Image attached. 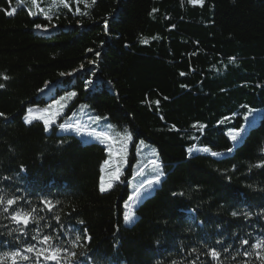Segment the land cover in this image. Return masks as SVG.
<instances>
[{"label":"trees","instance_id":"obj_1","mask_svg":"<svg viewBox=\"0 0 264 264\" xmlns=\"http://www.w3.org/2000/svg\"><path fill=\"white\" fill-rule=\"evenodd\" d=\"M67 4L0 0V112L8 117H0V264H11L3 255L15 250L29 257L18 264H57L46 252H24L29 245L47 248L32 239L43 235L77 254L62 252L59 264H262L255 253L264 256V249L252 245L264 240V0ZM12 8L16 12L6 15ZM34 24H47L48 31ZM54 89L49 96L46 90ZM68 91L77 97L59 109L49 131L39 119L24 123L27 108ZM81 105L113 123L109 136H133L120 180L103 193V161L109 157L107 171L115 169L108 146L58 128L74 124ZM248 108L261 112L237 144L227 132L243 126ZM141 142L155 149L139 171L155 160L165 175L131 208L135 223L124 225ZM203 147L209 152L197 151ZM17 197L5 212L6 200ZM18 209L34 220L27 226L12 221ZM76 235L81 240L73 246ZM244 239L249 244L242 246ZM210 248L220 257L211 258Z\"/></svg>","mask_w":264,"mask_h":264},{"label":"snow or ice","instance_id":"obj_2","mask_svg":"<svg viewBox=\"0 0 264 264\" xmlns=\"http://www.w3.org/2000/svg\"><path fill=\"white\" fill-rule=\"evenodd\" d=\"M35 2V0H34ZM60 3L65 4V6H68L67 4V0H59ZM95 2V0H93V3ZM189 4L192 5H201L203 6L205 3V0H188ZM0 11H5L3 9H0ZM42 11V9H41ZM16 12L15 8H12L9 11H6L5 14L8 16H12L14 13ZM31 15H36V13H30ZM47 19H51V17H46ZM105 27L107 28V21H105ZM34 28L37 30H43V31H48V25H41V24H34ZM143 43H147V41H142ZM88 51H92L91 49H89ZM96 56H99L100 53L96 52L95 53ZM89 63H95V61H90ZM81 68H83V65H81ZM61 76H65V75H71V73H60ZM181 75H184V73H181ZM4 80H7L8 77L4 76L3 77ZM93 84V81L91 79L87 80L85 82V87L87 88L88 85ZM5 84L0 83V89L4 88ZM41 92H43L44 90L41 89ZM77 97V92L76 91H68L65 95L60 96L59 99H55L53 98V103L49 104L48 107L44 108V109H36L37 111H43V112H48L50 108H57V106H59L57 108V111L52 113V116L48 117V116H41V117H37L35 115H33L34 109L32 107H29L26 109V113L23 116V120L25 124H32L34 121H36L37 119L42 120V123L44 125V129L45 131H49L53 125L56 123V117L60 115V108L66 107L64 104H62V101L65 100H71L72 98ZM157 103H159V101H157ZM255 109L252 108H248L247 110V114L244 115L243 119L245 121H248L249 118L251 116L254 115L255 113ZM0 117H3L4 119H7L8 117L6 116L5 113L0 112ZM229 117H225V120H229ZM101 120H107L106 117H101L99 115L95 116L94 121L95 122H99ZM205 126L201 125V129L204 128ZM60 131H64V132H68V131H72L74 132L77 136H84L87 135L89 137H93L96 140H99L101 144H104L105 141H110L112 138L108 135L107 132H98L96 131L95 128H93L91 131L85 132V128L83 126H81L79 124V122H77L76 124L73 123H60L58 126ZM243 131H246L245 128L241 127L239 129H235V130H229L227 135L230 137V139L234 142H236L237 144L239 143L238 137H240L242 139L241 133ZM124 141H130L133 139V136L131 133H125L124 136ZM61 143H64V141H61ZM189 152L192 151V148L188 149ZM197 151H203L205 153L209 152V148L208 147H204L202 149H197ZM233 149L229 148L228 152H232ZM107 152L109 154V156H112V145L109 144L107 147ZM221 155V153L217 152V151H212L211 152V156L213 157H217ZM104 165L108 166L110 164V160L109 159H105L104 160ZM152 164L156 165L157 169H159L160 165L157 164V161L153 160ZM21 170L23 171L24 168L23 166H21ZM165 175V173L163 171H158L157 174L154 176L153 179H149L147 181V185H145L143 182H141L139 188H137L135 190V195H129L127 201L124 204V208L127 209L126 211L123 212V222L125 224H134L136 221V217L134 216L133 212L131 211V208L133 206H137L139 204H142L145 200V197H149L151 196L152 191L154 190V187L156 184H158L161 181V178ZM7 179V178H6ZM120 180V167L117 166L115 168V170L110 174L109 176V180L107 183H105V179L103 176L100 177V183H99V191L101 193L105 192L106 190H111L113 188V183L112 181H119ZM141 189H144V191H141ZM172 195H177V193H172ZM182 195V194H181ZM19 198H9L6 200V207H4V211L8 212L9 208L11 206H13L14 204L17 203V200ZM129 202H134L133 204H130ZM5 203V197L3 195H0V204H4ZM43 203L48 204L49 209H51L52 205L50 204V202L48 201H44ZM35 210H33L34 212ZM231 215L233 217H236L238 215L237 212H232ZM244 215L246 217L251 216V213H244ZM11 220L16 222L17 224H23L25 226H27L31 221L34 220V216L30 215L28 212H25L23 210H16L13 211L11 214ZM57 222H59L60 217L57 216L56 217ZM80 223H83V221H80ZM63 228V225L61 226ZM18 231L23 232V229H17ZM39 231V230H38ZM84 237L85 239L90 240L91 237H89L87 235V229L84 230ZM59 236H56L55 240H59ZM33 240H37L38 244H47L48 247L45 249H37L36 245H29L26 249H24V252L26 253H33L34 251H36L39 254H43L44 252L47 253V255L44 257L46 260H52V261H56L57 264H59L60 261V256L61 253H65V254H69L68 253V249L67 248H61L59 246H56L55 241L53 240V237L51 235H43V237L41 239H38L37 236H33L32 237ZM81 240V236L80 235H76L74 240L72 241L73 246H76L79 244ZM217 244L222 243L221 241H217ZM249 241L247 239H244L241 241V245H248ZM253 249L255 250H261L264 249V240H257L253 245H252ZM196 249H193V252H195ZM224 251L227 252L228 248H224ZM211 258L213 259H217L220 257L221 253L216 249V248H210L209 249V253ZM253 253L251 252H244L245 256H249L252 255ZM257 255V257L259 259H261L262 264H264V256L261 255V253L259 251H257L255 253ZM71 257H75L77 254L75 252H71L69 254ZM18 258L19 260H23V261H27L29 259V257L25 254H23L20 250H15L12 251L10 253H5L3 255V259H10L11 260V264H18ZM65 259H67V256H65ZM193 264H195V262H193Z\"/></svg>","mask_w":264,"mask_h":264},{"label":"rangeland","instance_id":"obj_3","mask_svg":"<svg viewBox=\"0 0 264 264\" xmlns=\"http://www.w3.org/2000/svg\"><path fill=\"white\" fill-rule=\"evenodd\" d=\"M66 93H64L63 95H65ZM52 95L53 94H50L49 96H52ZM63 95H59L55 99H59L60 96H63ZM68 101L69 100L62 101V103L64 104L65 102L67 103ZM51 103H53V101ZM51 103H49V104H51ZM49 104H47L46 106H37L36 105V106L32 107L34 109L33 115H35L37 117H41V116L50 117V116H52V113L56 112L57 108H50L48 112H43V111H37L36 110V109H41L42 110V109L48 107ZM260 112H261V109L260 110H256L254 115L251 116L248 121H244L243 126H241V127L247 129V127L249 126L251 121L255 122L257 120ZM72 114H73V110L70 111L69 116H72ZM77 115H78V117L75 119L74 124L79 122V124L85 128V132L91 131L93 128H95L96 131H98V132H108V133H110L111 129L114 126L112 122H107L105 120H101L99 122H95L94 121L95 116H92L91 113H90V110H87V108L84 105L80 106V108L77 111ZM66 120H67V118H66ZM125 133H129V132H116V133H113L112 137L110 136L112 139L110 141L104 143V145H107V146L109 144L112 145V153H113L112 154V159L114 161L115 168L117 166L120 167V172L127 166L128 162H129L130 145H131V142H132V140L124 141L123 138L125 136ZM81 137L84 140H95L96 141L95 138L89 137L87 135H84V136H81ZM97 141H99V140H97ZM154 149L155 148L152 145H149L148 143H145V142H141L137 146V152H136L137 158L133 160V170H134L135 176L130 182L132 195H135V190L137 188H139L141 182H143L145 185H147V181L149 179H153L154 176L157 174V172L160 171V169H161V166L159 167V169H157L156 165L150 164L147 168L142 169V170L139 171V168L149 158V156H153L154 155L152 153V151H154ZM106 159L110 160L109 157H107ZM157 164H158V162H157ZM101 167H102L101 176L104 177L105 183H107L108 180H109L110 174L115 169H111V170L107 171V166H105L104 163H102ZM159 184H160V182L155 185L154 190ZM141 191H144V189H141ZM153 191H152V193H153ZM130 203L133 204L134 202H130ZM138 206L139 205L133 206L132 208H136ZM133 214H134V212H133ZM134 216H135V214H134Z\"/></svg>","mask_w":264,"mask_h":264},{"label":"bare ground","instance_id":"obj_4","mask_svg":"<svg viewBox=\"0 0 264 264\" xmlns=\"http://www.w3.org/2000/svg\"><path fill=\"white\" fill-rule=\"evenodd\" d=\"M51 87H54V84L53 85H51ZM49 95L51 94L50 92H47ZM47 94V95H48ZM243 206L245 207V209H246V206H245V204H243ZM258 208L257 207H253L252 208V211H254V210H257ZM257 212H259V211H257ZM259 214V213H258ZM257 213H255L251 218H250V221L251 222H253V223H255L256 221H259V215H258ZM237 224V223H236Z\"/></svg>","mask_w":264,"mask_h":264}]
</instances>
